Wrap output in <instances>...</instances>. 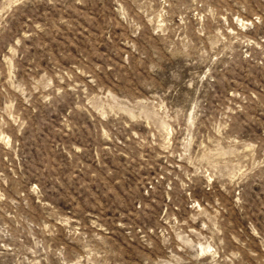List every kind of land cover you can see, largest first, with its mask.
I'll return each instance as SVG.
<instances>
[{
    "label": "rangeland",
    "instance_id": "obj_1",
    "mask_svg": "<svg viewBox=\"0 0 264 264\" xmlns=\"http://www.w3.org/2000/svg\"><path fill=\"white\" fill-rule=\"evenodd\" d=\"M0 264H264V0H0Z\"/></svg>",
    "mask_w": 264,
    "mask_h": 264
}]
</instances>
